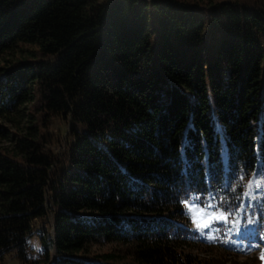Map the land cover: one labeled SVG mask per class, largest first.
<instances>
[{"label": "trees", "instance_id": "obj_1", "mask_svg": "<svg viewBox=\"0 0 264 264\" xmlns=\"http://www.w3.org/2000/svg\"><path fill=\"white\" fill-rule=\"evenodd\" d=\"M0 139V264H226L183 203L264 176V0H0Z\"/></svg>", "mask_w": 264, "mask_h": 264}, {"label": "rangeland", "instance_id": "obj_2", "mask_svg": "<svg viewBox=\"0 0 264 264\" xmlns=\"http://www.w3.org/2000/svg\"><path fill=\"white\" fill-rule=\"evenodd\" d=\"M236 1V0H214L216 3ZM69 124L60 119L50 121L47 129L49 138L48 149L54 156H58L62 150L63 138L68 129ZM5 129L13 132L10 125H4ZM48 141V140H47ZM7 142L0 139V148H6ZM243 191L238 200L239 207L227 217L223 213L214 209L211 202H205L204 206L199 205L195 198L183 203L187 218L190 220V230L198 232L197 234H210L207 237L206 244H200L195 241L198 246L197 251L210 250L212 254H224L230 260L226 264H264V176L249 177L242 182ZM261 216V218H259ZM42 230H47L48 234L51 231L48 225L44 227L40 223H35L29 235L28 241L33 249L38 250V237L42 234ZM239 230L245 234V244L258 242L261 244L260 249L243 251L241 253L232 249L228 245L227 239L232 238ZM206 231V233H204ZM221 232L219 241H215L216 234ZM223 232V233H222ZM223 234V235H222ZM202 236L196 239H201ZM211 240V241H210ZM110 247L106 244L99 243L90 247L91 254H100L109 250ZM121 250V249H120ZM249 253V254H245ZM8 264H16L13 261H7Z\"/></svg>", "mask_w": 264, "mask_h": 264}]
</instances>
